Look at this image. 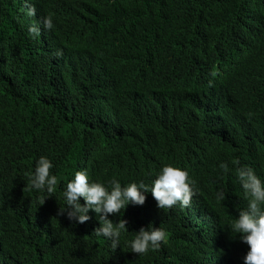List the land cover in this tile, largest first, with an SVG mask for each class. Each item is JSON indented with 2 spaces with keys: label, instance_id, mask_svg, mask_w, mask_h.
<instances>
[{
  "label": "trees",
  "instance_id": "obj_1",
  "mask_svg": "<svg viewBox=\"0 0 264 264\" xmlns=\"http://www.w3.org/2000/svg\"><path fill=\"white\" fill-rule=\"evenodd\" d=\"M123 5L0 0V264H243L248 246L230 225L236 209L247 203L240 197L236 167L253 166L264 181V0L138 2L150 59L141 74H133L131 50L126 57L114 54L123 48L113 40L140 34H122L129 11ZM45 18H51V28L44 27ZM32 27L37 31L30 32ZM159 29L168 31L172 42L163 65L155 67ZM199 46L207 47L214 62L227 48L238 64L214 96L187 107L192 130L188 141L180 142L154 120L150 100L178 51ZM225 95L238 120L232 136L209 127L208 108ZM46 119L43 137L39 124ZM41 156L51 160L50 172L57 177L50 194L30 187ZM83 164L90 179L106 187L112 179L151 184L165 165L186 170L194 182L193 204L206 211V221L196 228L202 226L209 240L184 238L187 213H171L179 204L151 211L168 240L142 256H133L129 247L138 223H127L116 249L96 235L95 221L78 233V223L59 209L73 169ZM220 190L224 201L215 198ZM87 215L97 216L91 210Z\"/></svg>",
  "mask_w": 264,
  "mask_h": 264
},
{
  "label": "clouds",
  "instance_id": "obj_2",
  "mask_svg": "<svg viewBox=\"0 0 264 264\" xmlns=\"http://www.w3.org/2000/svg\"><path fill=\"white\" fill-rule=\"evenodd\" d=\"M106 5L126 4L129 11L126 14L128 20L123 28L124 36L140 31L139 36L124 38L114 44L123 49L114 54L126 57L132 52L133 74H141L150 66L148 55L147 36L144 31L143 21L137 3L142 0H100ZM44 27L51 28V18H45ZM30 32H36L32 27ZM160 42L154 51V66H162V55L171 46L172 35L165 30H158ZM129 49V50H128ZM98 51L95 46L92 53ZM219 62L210 58L207 47L199 46L190 49H180L176 59L170 67V72L164 76L163 81L155 83L150 102L153 103L154 120L164 127L170 134L186 142L192 130V124L187 112V107L201 106L206 100L216 93L218 85L228 75L231 68L238 64L230 61L235 55L228 52L227 48L220 50L215 55ZM226 101V105L224 104ZM224 113H221L223 109ZM209 127L211 133L219 136H232L235 134L238 120L230 104L228 95L215 101L210 108ZM48 118L52 117L48 114ZM47 118V119H48ZM39 124L40 132L44 137L46 121ZM52 128L57 133L58 129L52 119ZM38 159V160H37ZM36 159L34 171L29 176L30 187L34 191L52 193L57 186V177L51 174L53 163L47 157ZM239 165V161L234 162ZM220 167L226 168L225 164ZM86 166H76L73 170V178L65 185L63 199L65 206L60 208V213L66 215L69 221L78 223L80 227H90L95 221L99 226L95 228L97 236H102L113 249L119 245L122 232H127L128 226L138 223L134 239L129 241V247L133 256H142L151 250H158L161 244L168 240L166 228L161 221L152 216L159 213L160 209H170L177 205L171 213L186 212L189 217L188 226L185 229L184 238L193 239L199 237V241L205 243L209 235L200 226L206 221L205 208L200 204H193L192 197L195 194L194 182L186 170L171 165L163 166L156 173L152 183L139 178L112 179L108 187L90 179L85 171ZM235 177L240 187V197L244 195L246 207L241 205L236 209L238 215L232 220L230 228L234 235L239 234L241 242L248 246V251L243 257V264H264V181L255 173L253 166H237ZM41 199L42 204L44 199ZM215 198L224 201L226 194L220 190ZM81 199L83 204H81ZM91 210L96 217L87 215ZM112 219V220H111ZM115 222V224H114ZM110 245V244H109ZM202 245V244H201ZM200 247V246H199Z\"/></svg>",
  "mask_w": 264,
  "mask_h": 264
},
{
  "label": "bare ground",
  "instance_id": "obj_3",
  "mask_svg": "<svg viewBox=\"0 0 264 264\" xmlns=\"http://www.w3.org/2000/svg\"><path fill=\"white\" fill-rule=\"evenodd\" d=\"M198 239V238H197Z\"/></svg>",
  "mask_w": 264,
  "mask_h": 264
}]
</instances>
